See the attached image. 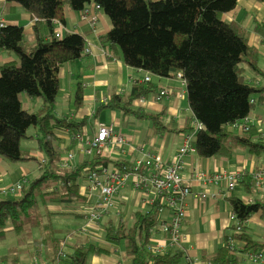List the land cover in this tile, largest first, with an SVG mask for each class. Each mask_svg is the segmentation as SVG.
<instances>
[{"label": "trees", "instance_id": "obj_1", "mask_svg": "<svg viewBox=\"0 0 264 264\" xmlns=\"http://www.w3.org/2000/svg\"><path fill=\"white\" fill-rule=\"evenodd\" d=\"M6 1L20 4L35 18V24L32 45L26 42L23 26H0V46L18 55V62L0 66V158L12 162L37 159L20 147L22 137L27 136L31 126L37 129L36 139L40 148L45 150L46 157L41 167V159H38L41 176L32 181L29 178L20 180L23 196L0 197V235L8 220L17 231L36 228L40 235L33 246L36 256L49 250L51 255L64 257L70 264H86L90 255L107 252L87 237L83 242H75L72 254L67 253L62 245L72 231L60 236L50 221H41L44 214L39 202L43 207L52 204L59 207V210L49 211V214L82 215L72 209L62 210L65 205L71 208L86 200L84 191L90 194V190L87 186L81 191L80 177L86 178L88 171L100 172L104 167L128 166L123 161L102 156V152L72 167L60 165L63 157L60 158V151L53 144L56 137L54 130H69L75 144L84 147L85 141L78 140L76 135L83 136V127L87 124L86 119L77 121L67 115H56V98L60 94L58 71L64 63L82 57L86 44L84 37L78 33L56 36L55 22L57 19L64 21L66 6L81 11L92 2L99 4L111 22L110 29L102 37L104 43L119 49L125 64L148 73L143 79L136 80L129 91L111 93L101 101L96 114L105 108L119 109L124 115L134 113L138 118L150 120L154 130L160 132L165 127L159 115L134 109L133 103L152 92L156 102L173 95L171 87L156 88L149 74L171 78L179 76L192 114L202 124L193 140L198 156L231 159L238 147H244L252 156L262 158L264 170V125L260 128L258 123L249 120L247 131L238 133L228 130L230 126L242 124L252 114L256 96L258 102L264 105V68L258 63V50L249 45L243 26L223 19V14L231 11L237 0ZM258 30L264 31V24L260 23ZM247 68L255 75L253 78L244 74ZM162 90L167 93L160 94ZM23 93L30 98H41L42 107L37 110L24 107L21 100ZM83 96L81 82H78L74 96L76 108L82 105ZM252 99L255 101L251 102ZM188 127L190 129L185 135L194 129L190 125ZM113 132L122 142L113 144L111 139L109 144L123 146L126 136L121 130L113 128ZM154 156L160 155L147 153L139 159L144 163L146 158L152 160ZM251 180L249 173L237 177V182L243 184L247 193L253 191ZM229 202L232 213L236 215V224H242L244 220L247 222L258 212L264 216V199L246 202L239 197H229ZM158 210L159 202L156 200L147 211H134L132 225L122 220L102 223L100 217L92 222L90 214H83L85 233L90 235L95 230L94 226L104 228L105 240L116 248L124 240L126 253L132 256L133 264H183L185 256L182 251L153 253L148 249L152 232H155L151 228L159 219ZM246 222L240 232L235 231L236 225L233 224L232 234L225 236L224 245L207 259L206 264H240L241 254L264 251V242L251 238ZM79 232L82 233V230L78 229ZM230 237L244 244L231 248L227 245Z\"/></svg>", "mask_w": 264, "mask_h": 264}, {"label": "crops", "instance_id": "obj_2", "mask_svg": "<svg viewBox=\"0 0 264 264\" xmlns=\"http://www.w3.org/2000/svg\"><path fill=\"white\" fill-rule=\"evenodd\" d=\"M93 4L92 2L87 6L91 7L92 13L97 16L95 24H92L88 18L83 17L81 11L72 10L67 6L64 11V21L57 19L55 22V31L59 32L61 36L74 32L81 34L86 42L84 55L76 60L64 63L58 71L60 94L56 98V115L58 117L67 115L77 121L86 119V123L89 117L93 118V121L89 124L90 126L85 125L83 127V142L93 137L101 124L112 126L117 131L121 130L127 141L119 147L107 144L102 151V156L108 159L120 160L130 165L147 153H158L164 161H170L175 151L182 146L186 130L190 129L188 125L194 127L195 118L187 102L186 89L183 86V81L181 82L182 78L179 76L172 78L160 77L149 74L150 80L156 85V88L171 87L174 91L173 95L161 102H156L152 92L145 97L136 99L133 103L134 109H141L159 115L160 121L165 127L160 132L154 130L150 120L138 118L134 113L124 115L120 110L122 114L119 115L117 111L119 109L105 108L103 110L106 111L101 110L96 114L97 108L102 103L101 101L106 100L111 93L129 91L136 80L143 79L148 73L125 64L121 51L104 43L102 37L110 29L111 22L101 9L93 8ZM223 19L229 22L235 21L244 27L248 43L258 50V63L264 68V31L258 30L259 24H264V1L237 0L236 6L231 11L223 14ZM0 22H3L4 25L18 24L23 26L26 35L28 32L31 35V40L26 38V42L30 45L33 44L32 28L35 24V18L20 4L0 0ZM10 62H18V55L0 46V66ZM244 74L249 78L255 76L248 68L244 71ZM78 82H81L84 96L82 105L76 108L74 96L78 89ZM35 100L36 98L28 97L29 102ZM38 102L37 109L42 107L43 101ZM248 119L255 123L258 121L260 128H262L264 125V111L262 113H252ZM228 130H235L240 133L236 126H230ZM54 132L56 137L53 144L58 151L61 149L64 151L63 158L67 153L74 154L71 167L89 158L83 154V147L79 148L75 144L69 130L56 129ZM39 149L42 150L40 146ZM43 158H45L43 154H40L39 159ZM183 161L181 174L185 183L194 192H207L206 198L191 195L187 200V213L181 228L185 237L184 245L187 249V253L184 254L185 256L188 254L193 259L194 264H206L207 259L224 245L225 236L231 235L234 231L232 229L233 222L229 218L232 213L229 197H239L246 202L264 199V188L263 191H260L253 187L252 193H247L243 184L239 182L231 189L228 188L227 181H222L219 184H203L201 175H211L219 172H234L240 175L249 173L252 175L251 183L253 186L254 173L262 171V182L264 184L262 158L260 160L252 156L246 148L238 147L231 159L200 157L195 151L186 154ZM28 173L27 167L9 164L3 158H0V188L5 186V183L10 186L24 178L28 179ZM82 179L86 184L81 183V191L87 187L86 178ZM92 192L93 190L90 191V195H92ZM153 198L154 193L150 192L147 195L141 192L134 188L132 181L129 180L115 195L114 204L100 215V220L108 219L113 223L116 220L117 222L122 220L127 225H132L135 219L133 212L147 211L152 205ZM97 201L98 197L96 200L91 198L88 208L89 214L94 211L95 206L92 204ZM48 207L49 209L55 207L56 210H59V207L53 204ZM171 214L170 210H166L161 215L170 217ZM246 225L247 231L254 241L264 242V216L260 212L250 216ZM94 227L95 230L90 232V235L100 239L99 246L105 248L107 252L90 255L86 264H133L132 256L126 253V249L125 252H121L117 246L116 251L112 250V244L105 240L104 235H98V226ZM76 229H66V231H72V235H69L67 242L64 241L65 245H62L63 251L70 254L73 253L75 242H83L87 239L85 236H88L85 233V225L80 228L82 233L74 232ZM54 230L56 231V228ZM153 231H155L152 232L151 237L153 242L168 243V235L160 225L153 228ZM39 237L29 239L32 248L30 264L33 263L34 259L46 264H70L64 257H54L49 250L36 256L33 246L35 239ZM88 237L92 240V237ZM238 241L239 244H244L243 241ZM15 248L17 249V247ZM10 249L7 254L0 255V264H20L16 251ZM242 257L247 258V253L241 254Z\"/></svg>", "mask_w": 264, "mask_h": 264}, {"label": "built area", "instance_id": "obj_3", "mask_svg": "<svg viewBox=\"0 0 264 264\" xmlns=\"http://www.w3.org/2000/svg\"><path fill=\"white\" fill-rule=\"evenodd\" d=\"M93 8L101 9L99 4L94 3ZM82 16L88 18L92 24L97 21L96 14L92 13V8L86 6L81 10ZM4 23L0 22V26ZM56 36H61L59 32H56ZM167 93V91L162 90L160 94ZM158 98V97H157ZM254 100L252 99L251 102ZM249 124V119L246 118L244 122L236 127L240 132L247 131ZM193 131L187 133L184 136V142L181 147H179L170 161L164 162L160 156H154L153 159L146 158L144 163L142 159L135 160L132 164L128 166H120L110 169L109 167H104L100 172L92 170L88 171L86 180L88 183L89 190L98 189L99 196L98 201L93 203L95 206L94 211L89 215V219L95 222L99 219L100 215L107 211L114 203V197L120 191V189L126 185V183L131 180L134 188L140 190L147 195L152 192L154 193V198L152 199V204L154 201L159 202V219L161 228L168 235V243H162L160 241L153 242L150 241L148 249L153 253H168L182 251L185 253L187 251L185 243V237L182 234L181 228L183 221L187 213V200L191 195L197 196L199 198H206L207 192L202 191L201 193L194 192L191 187L185 183L183 176L181 174L183 168V158L186 154L194 152L193 139L196 132L202 128V124L197 120L193 122ZM76 138L80 141L83 140L82 135H76ZM112 139V140H111ZM111 143L117 144L122 142L120 137L114 136L112 126L99 125L95 135L85 141V146L83 147V154L86 156L91 153L102 152L103 149ZM113 141V142H112ZM74 161V154L68 153L60 165L63 167H71V163ZM45 162L41 159L40 167ZM237 173H215L211 175H201L203 184H219L222 181L228 182V188H234L237 184ZM263 172L256 171L253 175V185L256 190L263 191L264 184ZM21 182L18 181L8 187L0 188V197L6 196L9 193H18L22 191ZM248 202H251L248 201ZM170 210L172 213L170 217H163L161 214L164 211ZM230 220L236 225V232L241 231V226L246 222L242 221V224H236V215L234 213L230 214ZM153 231V228H151ZM227 245L234 248L236 245H240L237 238L230 237L227 241ZM112 250H117L115 246H112ZM187 253V252H186ZM185 256V254H184ZM247 259L251 264H264V251H250L247 253ZM33 264H45L38 260H35ZM183 264H194V261L189 255L185 256Z\"/></svg>", "mask_w": 264, "mask_h": 264}, {"label": "rangeland", "instance_id": "obj_4", "mask_svg": "<svg viewBox=\"0 0 264 264\" xmlns=\"http://www.w3.org/2000/svg\"><path fill=\"white\" fill-rule=\"evenodd\" d=\"M26 38L28 40H31V35L28 32L26 35ZM22 102H23V106L28 108L29 110H37L38 106H39V102L41 101V98H36L35 101L29 102L28 101V97L23 93L22 94ZM256 99V103L254 105L253 111L252 113H262L264 111L263 105L260 104L258 102V97H255ZM106 111V110H103ZM108 111V110H107ZM118 114L121 115L122 112L120 110H117ZM93 121V118H88L87 120V124L89 125L90 122ZM258 123V121H256ZM90 126V125H89ZM36 134H37V129L33 126H31L30 128H28L27 130V136L22 137L21 141H20V147L24 150H27L28 152H30L31 156H37V159H23V160H19L17 162H12L9 160L5 161L9 164H13V165H21V166H25L28 168L29 173L27 174L29 180H34L36 178H38L39 176L42 175V171L39 168V164H38V159L40 158V154H43V157H46V152L44 149L40 150L39 149V143L36 139ZM79 148H81V144L78 145ZM64 153V151L61 149L60 150V157H63L62 154ZM89 157V159H91L92 157L95 156L94 153L88 154L87 155ZM40 160V159H39ZM83 177H80V182L83 184H86L83 179ZM7 183H5L3 187H8L9 185H6ZM88 186V183H87ZM26 188H28V185L26 186ZM89 189V187H87V190ZM86 194V200L84 202H80L78 205H76L75 207H66L63 206L62 211H68L67 209H72L77 211L78 213H81L82 215H77V214H66V213H51L49 214V211H57L55 207L50 208L47 207H43L44 205L39 202L41 204L42 207V211L41 213L44 214V216H41V221L45 222V221H50L51 225L53 226V228H56V232H58V234L60 236H62L67 228H77L76 230H74V232H76L78 229L84 227L85 225V217L83 216V214H89L88 213V208H89V202H91V198L92 200H96L99 194V190L98 189H94L92 192V195L88 194V192L84 191ZM24 193L23 192H18V193H9L8 195L4 196V197H21L23 196ZM34 213H38L40 215V213L38 211L35 212V210H33ZM45 212V213H44ZM40 217V216H38ZM34 220V218H33ZM101 222H108V219H103L101 220ZM117 222V220H116ZM115 222V223H116ZM157 225H160L159 222L156 223V225H154L153 228H155ZM98 235L99 236H103V229H101V227H99L98 229ZM84 234V233H83ZM86 235V234H85ZM88 236L92 237V241L97 243L100 242L101 240L98 238H95L89 234H87ZM39 233L36 230V228H29L26 230H21V231H17L14 230L11 221H7L5 228H4V232L3 234L0 235V255L1 254H7L9 249L10 250H15L17 253V257L19 258L20 264H26L29 263L31 261V245L29 244V239H33V238H37L39 237ZM85 236V237H88ZM84 237V235H83ZM89 238V237H88ZM71 241V240H70ZM99 246V244H98ZM117 246L120 248L121 252H125L126 249V244L124 240H121ZM17 247V249L15 248ZM116 255V254H115ZM245 258V260H244ZM41 262V261H39ZM30 264V263H29ZM240 264H251V262L246 258V257H242V260L240 262Z\"/></svg>", "mask_w": 264, "mask_h": 264}]
</instances>
